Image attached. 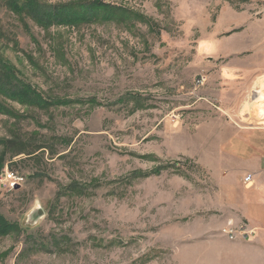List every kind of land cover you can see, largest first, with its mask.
Wrapping results in <instances>:
<instances>
[{
    "label": "rangeland",
    "instance_id": "1",
    "mask_svg": "<svg viewBox=\"0 0 264 264\" xmlns=\"http://www.w3.org/2000/svg\"><path fill=\"white\" fill-rule=\"evenodd\" d=\"M35 2L101 11L46 28L0 0V57L54 103L0 98V179L24 180L0 184V217L17 227L0 234V264H216L223 228L252 240L246 222L207 230L222 201L220 135L264 126L249 116L264 123V78L256 104L250 86L263 72L246 87L222 81L232 58L263 63L264 0Z\"/></svg>",
    "mask_w": 264,
    "mask_h": 264
},
{
    "label": "crops",
    "instance_id": "2",
    "mask_svg": "<svg viewBox=\"0 0 264 264\" xmlns=\"http://www.w3.org/2000/svg\"><path fill=\"white\" fill-rule=\"evenodd\" d=\"M249 33H251L250 30L246 31L247 40L250 39ZM241 37L239 34L232 37V39L236 40L237 45L231 51L234 50L236 52V49L243 48L239 44ZM230 61V66L223 68L225 69L224 71L229 72H225L222 81L228 85L231 82L232 88L236 87V85L249 86V81L246 79L251 78L253 71H258L257 74L263 72V75H254L257 77L251 81L253 85H250L252 90L255 91V93L253 92L254 95H257L253 99V104L258 103V94L261 91L256 90H258L257 87L260 86V81L262 82L264 78V61L257 67L258 70L244 69L242 64L245 60L241 57L232 58ZM228 73L236 74L240 77V80L225 78ZM221 88L227 91L229 87L224 85ZM222 95L225 96L227 93ZM229 106L224 107L223 111L233 114L235 111L234 107ZM251 112L253 115L249 116H252L253 121L256 120L252 124H264L257 122L259 121L256 118L257 115L259 117L257 110H252ZM236 113H238L237 117H239L240 113L238 111ZM261 119H264V116ZM203 124L240 123L205 121ZM220 140H222V151L225 156L222 162L223 168L218 172L222 177L220 190L222 201L216 204L217 215L212 221L213 225L212 222L209 225L207 233L208 235L214 234L212 229L219 231L218 229L224 227L228 222L233 224L246 222L249 227L255 229L256 234L250 241L237 240L234 242L220 237L222 246H228L229 248L224 249L222 247L216 250V264H264V126L248 127L245 130L242 128L241 130H235L230 127L227 132H223L220 135ZM247 176L252 177L250 184L244 183ZM211 242L218 243V240Z\"/></svg>",
    "mask_w": 264,
    "mask_h": 264
},
{
    "label": "trees",
    "instance_id": "3",
    "mask_svg": "<svg viewBox=\"0 0 264 264\" xmlns=\"http://www.w3.org/2000/svg\"><path fill=\"white\" fill-rule=\"evenodd\" d=\"M9 6L18 14L28 13L42 27H51L63 23H75L79 20L92 22L98 17L100 12V3L74 4V6H47L45 4H36L35 0H7ZM71 8V9H70ZM75 8L79 10L72 11ZM96 8L97 10H93ZM0 98L19 101L21 103L31 104H54L40 97L30 84L19 78L15 68L0 57ZM4 111V107L0 102V112ZM160 170L153 173L158 174ZM152 174V173H151ZM17 227L0 217V234L6 235L12 231H16Z\"/></svg>",
    "mask_w": 264,
    "mask_h": 264
},
{
    "label": "built area",
    "instance_id": "4",
    "mask_svg": "<svg viewBox=\"0 0 264 264\" xmlns=\"http://www.w3.org/2000/svg\"><path fill=\"white\" fill-rule=\"evenodd\" d=\"M205 82H206V79L204 77H201L198 80V83L200 85H203ZM251 180H252V177L247 176L244 180V183L250 184ZM23 182H24L23 178L16 177L15 175L10 174L8 171H6L5 176H2V178L0 179V184L3 187H9V189H13L16 186H20L21 183H23ZM220 232H221V235H223L224 237H226L230 241H237L240 239L244 240L246 237L242 234H239L234 229L227 228V227L223 228Z\"/></svg>",
    "mask_w": 264,
    "mask_h": 264
},
{
    "label": "water",
    "instance_id": "5",
    "mask_svg": "<svg viewBox=\"0 0 264 264\" xmlns=\"http://www.w3.org/2000/svg\"><path fill=\"white\" fill-rule=\"evenodd\" d=\"M19 187H20V186H17V188H16V189H19ZM39 215H40V214H39ZM39 215L37 214L35 217L37 218Z\"/></svg>",
    "mask_w": 264,
    "mask_h": 264
}]
</instances>
